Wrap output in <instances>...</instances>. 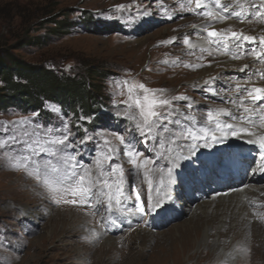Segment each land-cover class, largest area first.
<instances>
[{
    "label": "rangeland",
    "instance_id": "rangeland-1",
    "mask_svg": "<svg viewBox=\"0 0 264 264\" xmlns=\"http://www.w3.org/2000/svg\"><path fill=\"white\" fill-rule=\"evenodd\" d=\"M182 2L184 0H0V49L30 65L34 77L49 83L56 80L59 85L77 92L82 90L81 78L86 79L90 69L103 72L102 76L94 75L90 86L95 84L101 90L97 103L93 104L94 110L108 116L104 117L106 122L91 127L88 126L93 121L90 115L97 112L85 114L78 103L80 113L68 117L59 106L48 103L47 109L58 107L61 110L54 114L55 120L48 123L37 113L27 114L22 110L23 106H19L0 113V122H3L0 137L7 138L14 130V123L22 117H28L33 125L41 128L60 130H63V121L72 133L69 140L84 137L85 129L94 138L97 132L126 134L125 130L131 131L134 126L126 117L116 115L124 106L113 103L114 99L126 98L116 95V82L124 79L142 82L152 89H166L167 96L188 97L193 103L192 112L197 116L199 110L206 113L209 107L215 108L222 103L224 100L219 96L204 91L207 85L191 83L198 68L185 65H210L212 56L201 53L199 47V52L194 51L195 48H183L184 36L195 35L191 29L193 23L184 24V20L205 9H196L193 2V11H188L187 5L180 7ZM119 5L124 7L119 8ZM184 28H190V31L187 33ZM200 56L204 57L202 61L198 59ZM4 84L0 76V87ZM213 87L217 89L218 85L214 82ZM86 93L90 98L89 88ZM0 95L4 97V92ZM189 101L175 103L186 112L185 105ZM141 140L143 137L137 134L138 150L154 159V166H173L168 159L156 156L151 141L140 143ZM96 143L93 139L84 145H76L80 154L78 160L90 165L93 156L100 151ZM113 143L118 144V141L113 140ZM177 143L186 145L191 141ZM22 147L23 142L0 149V264H172L174 238L179 237L182 227L192 221L194 213L199 214V205L206 206L204 200L211 195L207 199L184 195V180L181 179V185L176 189L177 194L181 192L182 195L172 204L181 209H170L164 203L153 209L147 201V184L137 178L133 185V178L128 175L126 190L130 191L134 186L140 191L144 200L143 214L108 213L96 205L56 204L33 176L23 168L12 166L6 153L18 156L21 154L18 149ZM39 158L47 157L41 154ZM121 159H124L122 147ZM124 167L127 175L132 165L125 163ZM156 179L154 176V186ZM220 180V177L210 175L209 184L217 187L222 183ZM259 183L264 185V180ZM195 194L198 192L192 195ZM260 198L264 199V193ZM249 205L259 208L263 204L259 201ZM128 206L133 207V202ZM32 208L41 214L30 213ZM211 221L204 222L193 252L209 248L210 253H215L209 246L223 243L225 253L217 255L214 264H264V239L253 240L254 252L251 249L250 256L247 241L241 236L233 239L229 234L224 242L220 240V230L230 229L235 220H226L227 225L221 224L220 218ZM258 221L264 235V213L258 214ZM110 239L113 241L108 242ZM186 255L187 260L181 264H208L206 256L195 255L187 262L189 255Z\"/></svg>",
    "mask_w": 264,
    "mask_h": 264
},
{
    "label": "snow or ice",
    "instance_id": "snow-or-ice-1",
    "mask_svg": "<svg viewBox=\"0 0 264 264\" xmlns=\"http://www.w3.org/2000/svg\"><path fill=\"white\" fill-rule=\"evenodd\" d=\"M193 2L196 9H205L199 15L210 18L213 22L237 18L243 23L249 15L264 21V0L260 4L251 3L252 8L258 9L255 12H249V0H225L224 3L221 0H184L180 7L185 8L187 5V10L193 11ZM118 7L123 8L124 5ZM199 31L206 33V37L201 38L203 44H195L187 36L183 38V44L189 49L199 47L201 53L206 52L208 56L230 55L231 59L240 60L245 55L244 44L255 45L258 41L259 50L250 48L247 55L264 62V35H248L243 30L235 31L231 27L217 29L211 23L201 26ZM198 59L203 60L204 57L200 56ZM185 66L199 68L209 65ZM246 69V79L230 81L227 94L223 89L213 87L216 77L204 81L207 85L204 91L219 96L221 100L233 105L232 108L209 107L206 113L203 109L199 110L200 115L197 116L192 112L193 103L188 97L167 96L166 89H152L142 82L124 79L116 82V95L126 98L114 99L113 103L124 106L116 115L126 117L134 126L131 131L125 130L126 134L97 132L94 138L85 129L84 137L69 140L72 133L68 124L63 121V130H60L56 127L41 128L33 125L28 117H22L14 123V130L7 138L0 137V149L23 142V147L18 149L20 155L6 153L12 166L23 168L28 175L33 176L56 204H79L88 207L96 205L105 208L108 213L115 211L124 215L143 214L144 200L140 191L134 186L130 191L126 190L128 175L132 176L133 185L137 178L147 184V201L151 208H158L166 199H171V186L175 182L174 160L179 158L180 151L184 149L194 154L200 141H204V146L208 147V141L215 144L228 138L244 139L248 144L259 145L262 150L261 160L264 161V104L259 103L264 101V86H258L255 82L257 79L264 80V72L255 67L250 68L248 64L240 67L239 71L244 72ZM177 101H189L185 105L186 112L175 103ZM50 110L53 114L61 111L58 107ZM0 128H3V122H0ZM137 134L143 137L140 143L151 141L156 156L168 159L173 166H154L155 160L146 157L144 151L138 150ZM93 139L97 141L96 147L100 151L93 156L90 165L84 164L78 160L80 154L75 146L84 145ZM113 140L118 141V144L113 143ZM178 141L191 143L185 145L177 143ZM121 147L124 159H121ZM41 154L47 158L38 159ZM113 160L116 163H111ZM125 163L132 165L127 175ZM154 176L157 177L155 186ZM129 202H133V207L128 206Z\"/></svg>",
    "mask_w": 264,
    "mask_h": 264
},
{
    "label": "bare ground",
    "instance_id": "bare-ground-1",
    "mask_svg": "<svg viewBox=\"0 0 264 264\" xmlns=\"http://www.w3.org/2000/svg\"><path fill=\"white\" fill-rule=\"evenodd\" d=\"M221 2L224 3L225 0H221ZM260 2L261 0H249V3L247 4L249 12H255L258 10L252 8L251 3L260 4ZM209 7H211V5H209ZM213 10L219 11L218 9ZM224 15H229V13H224ZM187 23H193L191 29L195 32V35L191 37L192 35L189 36V34L188 38L195 44H203L201 38L206 37V33L199 31V28L210 23L214 24L217 29H227L228 27H231L232 30L235 31L243 30L245 34L248 35H254L257 37L264 35V21L260 18H254L251 15H249L243 23L237 18H229L223 22H213L210 18H206L202 15L185 19L184 24ZM189 29L184 28L185 32L190 31ZM186 47L187 46L183 44V48ZM254 47L259 50L258 41L255 45L245 43V55L244 58L240 60H233L230 58V55L215 54L211 57V60L209 59L210 65L208 67L198 68L195 76L191 78V83L196 86H201L205 85V80L210 77H216L214 82L218 85L217 89H223L227 94V85L230 81H244L246 79L248 69L244 72L239 71V68L244 64H248L250 68L255 67L259 71L264 72V62L257 61L255 57L247 55V50ZM197 48L198 47H196L194 51L199 52ZM255 82L258 86H264V80L257 79ZM259 103L264 104V101H260ZM232 107L233 105L223 101L216 105L215 108ZM208 143L209 146L205 147V142L201 141L198 143L194 154L187 150H183L180 152L179 158L174 160L173 179L175 182L171 186V199L165 200V206L170 209H181L180 206L172 205L173 203H176L179 196L182 195L181 192L177 194L176 189L181 185V179L184 180L182 181V183H184V195L193 199H207L209 194L211 195L209 196V199L204 200L206 206L203 207L199 205V214L194 213L192 221L182 227L179 237L174 238L175 250L173 252L172 264H181L184 260H187L185 259L187 256L186 254L189 255L187 262H189L195 255H200L207 257L206 260L208 264H214L213 261L214 259L216 260V256L218 255L219 257V255L225 253V247L222 245L223 243H216L209 246L215 249V253H210L208 250L209 248H200L199 251L193 252L197 240L200 239L202 227L204 226L203 224L204 222L206 223V221L207 223L211 220L214 222L216 219L220 218L221 224L224 222L225 225H227L226 220H235L236 223L233 227L220 230V240H223L222 242H224L229 234L233 239L241 236L245 242L247 241L246 247L250 249L248 252V255L250 256L252 255V250L254 252L253 240L264 239L263 231L259 230L260 228L258 226L260 223L258 221V214L264 213V199L260 198L264 193V185L263 183H259L264 180V161L261 160L262 150L258 144H248L244 139L238 138H228L215 144L211 141H208ZM236 149L247 150L251 157L246 161L253 163L251 171H249L247 176H243L239 182H236L231 176L229 178H225L221 175L218 176L219 172H227L224 156H226V153H232ZM212 173L216 174L217 177L223 178V183H218L217 187L209 184L210 175ZM193 192H198V194L192 195ZM185 201L187 202V199L183 201V205L186 204ZM259 201L263 204L259 208H252L249 205V203H258ZM29 212L34 215L41 214L38 209L34 208L30 209ZM256 212L258 214H256ZM212 229L213 226L210 230ZM111 241H113V239L108 240V242ZM226 249H228V247H226Z\"/></svg>",
    "mask_w": 264,
    "mask_h": 264
},
{
    "label": "trees",
    "instance_id": "trees-1",
    "mask_svg": "<svg viewBox=\"0 0 264 264\" xmlns=\"http://www.w3.org/2000/svg\"><path fill=\"white\" fill-rule=\"evenodd\" d=\"M20 64H22L23 67H19ZM30 68V65L20 62L12 53L0 49V76L4 79L5 83L3 87H0V92H4V97L0 95V113L6 112L10 108L23 106L22 110L26 111L27 114L37 113L42 121L50 123L52 120H55V117L52 111L47 109L46 106L48 103L59 106L64 110L63 114L68 117L70 115L76 116L80 113L78 103L81 104L85 114L89 115L97 112L94 110L95 106L93 104L97 103L101 90L97 85L92 83L93 85L90 86V84L91 80L95 79L94 75L102 76L104 74L103 72L96 73L90 69L87 73V78H81V83L83 85L81 88L83 91L77 92L74 89L69 90L66 85H59L56 80L49 83L45 81V79L34 77V72L31 71ZM65 82L68 83L67 80H65ZM72 82L73 81H71V83ZM63 88H65L64 92H60ZM87 88L92 92V97L90 96V98L86 93ZM72 110L75 112H71ZM90 116H93V121L88 123V126L91 127L106 122L105 119L108 118V116H105V114L101 112H97L95 115L93 114ZM73 119L76 121L78 120V118L75 117H73Z\"/></svg>",
    "mask_w": 264,
    "mask_h": 264
}]
</instances>
